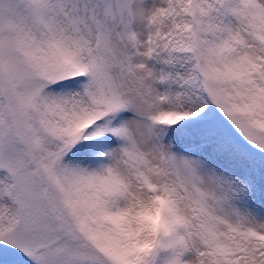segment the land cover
<instances>
[{"label":"snow or ice","instance_id":"6c2138e0","mask_svg":"<svg viewBox=\"0 0 264 264\" xmlns=\"http://www.w3.org/2000/svg\"><path fill=\"white\" fill-rule=\"evenodd\" d=\"M0 264H264V0H0Z\"/></svg>","mask_w":264,"mask_h":264}]
</instances>
